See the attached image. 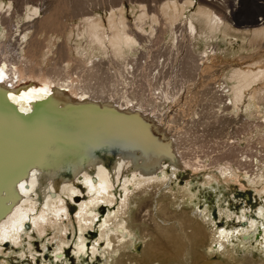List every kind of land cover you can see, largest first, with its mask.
<instances>
[{
	"label": "bare ground",
	"instance_id": "6f19581e",
	"mask_svg": "<svg viewBox=\"0 0 264 264\" xmlns=\"http://www.w3.org/2000/svg\"><path fill=\"white\" fill-rule=\"evenodd\" d=\"M207 2L216 0L204 1L188 17H184V12L194 7L192 0L182 4L172 0L163 5L162 12L172 32V68L168 83L157 82L160 93L152 94L156 98L143 100L136 97L138 85L133 84L132 75L137 70L132 61L127 60L121 70L115 71L121 81L116 82L117 87L124 86L118 89L115 84L109 95H104L107 89L99 94L92 91V85L93 88L85 87L82 73L57 79L45 75L43 68L39 73L32 72L22 50L30 27L22 25L40 20L41 8L28 5L20 13L12 2L0 1V254L2 247H20L24 237L33 239L31 231L42 238L50 230L53 239H59L56 260L64 257V239L70 230L75 234L73 255L91 261L99 256L102 264H125V257L137 264H208L200 252L205 247V229L210 231V254L223 255L236 241L264 249L262 154H255L254 158L245 151L249 159L244 156L236 162L224 157L207 164L192 151L193 136L205 123L188 99L193 96L187 93L192 75L181 77L177 72L186 65L195 72L201 71L204 62L216 57L217 52L211 47H205L190 64L184 62L182 55V48L188 45L196 50L199 39H215L224 25ZM218 2L221 5L224 0ZM117 10L118 14L114 9L108 11L105 23L100 15L90 13L92 16L71 26V34L85 41H77L79 45L74 46L83 64L94 66L101 63L100 58L108 57L124 62L126 52L132 53L141 46L136 31L129 32L122 9ZM13 15L22 18L17 17L16 29L8 34L6 21ZM147 16L145 9L140 12L134 22L136 30L146 33ZM154 19L150 17L151 22ZM181 31L184 39L178 43ZM252 39L263 40L264 27L253 30ZM11 47H17L14 53ZM257 64H252L255 71H232L227 79L230 85L220 83L213 99L234 114L243 112L255 117L264 101V86L256 94L251 92L264 81V69ZM179 83L184 85L174 87ZM18 111L26 117H20ZM255 124L264 131V123ZM247 163H255L254 173L246 170ZM185 170L204 178L197 184L196 192L212 191L215 186L227 189L233 183L243 185L241 190L250 193L235 195L248 204H241L237 213L228 206H218L217 222L206 207L186 211L187 205L179 197L171 198L175 188L172 184L178 183V174ZM191 184H176V192L190 191ZM189 195L190 202L196 198V193ZM40 196L45 201L42 207ZM134 198L139 200L136 212L130 211ZM249 198L258 203L250 206ZM67 199L81 202L73 217L69 216L72 206ZM100 207H105V215ZM193 210L196 212L190 217ZM222 221L223 227H218ZM137 231L139 238L135 237ZM85 232L98 233L90 246ZM133 238L145 241L139 260L125 254L133 246ZM24 255L23 251L19 254Z\"/></svg>",
	"mask_w": 264,
	"mask_h": 264
},
{
	"label": "rangeland",
	"instance_id": "374dc122",
	"mask_svg": "<svg viewBox=\"0 0 264 264\" xmlns=\"http://www.w3.org/2000/svg\"><path fill=\"white\" fill-rule=\"evenodd\" d=\"M0 1L12 2L18 12H23V9L28 5L41 8L40 20L35 23H30L29 25H22L30 27V29H27L29 30L30 35L27 38L26 46L24 45L22 50L24 51L23 56L27 62H29L28 66L34 73H39L40 69L43 68L45 75L57 79L70 78L69 76L71 74H73L74 77L75 73H79L81 76L82 73L81 80L85 87L89 85L87 87L90 88L92 85L95 88L92 91L99 94H104L107 89L104 95H109L114 91L113 89H120L124 86L121 84L122 86L118 85L117 87V83L119 84L121 81L120 77H117L115 71L121 70V67H124L128 60V63L130 61L134 63V68L137 70L132 75V82L134 85H138V92L136 94L138 99L146 100L156 98L153 97L152 94L160 93V90L157 87V82L164 81L165 84L168 83L170 76L169 73L172 68L170 56L171 48L169 47L172 40V32L167 27L169 23L163 15L162 8L164 7L163 5L169 4L172 0ZM175 1L178 4L185 2V0ZM192 1L194 7L187 9L184 12V17H188L191 12L196 11L199 5H202L206 0ZM207 3L213 5L208 8L213 11L222 22H224V25L215 35V39L206 41L204 39H199V44L195 46L196 50H194L191 45H188L187 47L182 48V55H184V62L190 64L192 58L195 56L194 60H196V57L200 56V52L205 47L207 50L211 47L217 52L216 57L204 62L201 66L203 68L201 71L195 72V69L192 66L188 68L186 65L185 67L187 68L181 69L180 66L177 72L181 77L192 75L193 78L189 79V89L191 92L188 90L187 93H192L193 96L188 99L194 105V108L196 109L195 112L199 114L205 123V126H200L195 136H193L192 145L194 148L192 151L195 153L196 157L204 160L207 164L224 157L238 162L242 160L244 156H247L245 151L252 156L254 155V158L256 157L255 154H262L261 157H264L263 127L259 125L257 127L255 126V123H264V120L261 119V117H264V101H261L259 105L260 109L257 110L259 111L257 115L252 117L247 114L244 115L243 112L234 114L230 109L221 107L219 101L216 99L214 100L212 97L213 93L218 90L217 86L220 83L225 82L230 85L227 79L232 71L237 69H241L242 71L248 69L255 71L256 69L252 67V64L254 63H258V68L264 69V39H252L253 30H258L261 29V27H264V0H224L221 5L218 0H216V2ZM117 8L122 9L121 12L129 26V32L133 30L136 31L134 34H136V38L139 39L141 46L139 45V47H137L132 53L126 52V60H124V62L117 58L112 59L114 57H108L105 58L107 60L100 58L99 60L101 63L94 66L89 67L83 64L78 57L79 55L75 53L74 46L79 45V43L82 42L85 43V41L84 39L76 38L74 34H71V28L73 25L79 23L81 18L92 16L89 15L90 13H93V15H100L102 21L105 23L108 17V11L110 12V10L114 9L118 14ZM144 9L148 15L144 22L146 33H142L134 27L135 19ZM15 16L13 15V17H9L6 21L8 22L6 24L7 29L9 30L8 34H11V31L16 29V22L18 21L17 17L22 18L19 15ZM152 16H154L155 22H151L150 17ZM175 28H177V26ZM74 29L75 28H73V30ZM201 32H203V29H201ZM180 38L184 39L182 31L178 35V43H180ZM77 41L79 43H77ZM15 48L11 47L13 53L14 50H16ZM84 67H87V69ZM183 85L184 84L179 83L174 85V87ZM263 86L264 81L254 87V90L251 92L256 94L257 90ZM108 87H110V89ZM166 90H168L167 87ZM257 119H259L258 122ZM206 122H209L208 126ZM247 157L248 159L250 158L249 156ZM223 164L227 163L222 162V165ZM251 166V164L247 163L246 170H250L254 173L256 170L255 163L252 168H250ZM182 170H184V168ZM188 171L189 172H186L185 170V172L178 174V183L172 184V186L175 187L173 190L174 196H171V198L176 196L179 197L181 202H184L187 205L186 211L197 207H200L202 210L206 207L209 209L211 215H213L212 217L215 219V222H217L218 210L220 209L218 206H223L225 208L228 206L233 213H237L241 208V204H248L242 197H236L235 195L238 193V195H240V193H250L249 191L243 192L241 190L243 185L238 183H233L227 189H217L215 186V190L212 191L209 189H201L199 192H196L198 187L197 184L204 182V178H202L201 175L195 177V174L190 170ZM175 173L177 174V171ZM110 177H112V175ZM191 181L193 183L195 181L198 183L191 184ZM176 184H180L179 187H185V185L191 184L190 191L182 189L178 193L176 192ZM114 186L115 189H118L117 183H115ZM170 186L171 183L166 185L164 191L169 189ZM119 192L120 189L118 194ZM189 192L196 193V198L191 202L187 199L188 196H190ZM40 197L41 199L39 200L41 203L39 202V207H42L45 201L42 196ZM66 202L70 203L72 206L68 213L70 217H73L78 204L81 202L77 203L75 208L69 200ZM133 202L134 204L130 208V211L136 212L139 200L136 198ZM257 203L258 200L257 202H254L253 199H250V206L251 204ZM100 209L103 210L102 215H105V207H100ZM176 210H178V207ZM194 212L196 211L193 210L191 212L190 217L194 216ZM222 223L224 222L222 221L218 227H223ZM73 225L76 229V225ZM25 229L28 230V227L26 226ZM204 232L207 234L205 236L204 233L206 240L204 243L205 247L200 249V252L205 254L204 262H207L208 264H264V249H262L261 246L259 248L256 245H241L238 241L229 245L227 247V252L225 251L223 255L210 254V248L208 247V245H210V231L209 229H205ZM72 233L73 232L70 230L66 234L67 238L64 239V242L67 244L64 246L65 254L64 257L61 255L62 258L59 260L54 258V253H56L55 248L57 244L59 245V239L57 237L53 239L51 230L42 238H40L36 232L34 233V231H31L30 235L33 239L24 237V242L20 247L12 245H9V247L8 245L7 247H2L3 255L0 254V264L6 260L9 264H91V262L92 264H102L103 258L99 256H96V258L91 261V258H77L73 255V240L75 234ZM93 233L88 234L85 232V235L89 239L87 242L89 246L92 244L94 239L93 236H97L98 234L97 232L96 235ZM139 233L140 232L137 231L135 237L139 238ZM133 242V246H131L125 254H131L139 260L143 252L145 241H138L133 238ZM29 244H32L31 248H29ZM21 251L25 253L24 256H19ZM124 260L125 264H137V262L127 259V257H125ZM157 262L159 264H164L162 261Z\"/></svg>",
	"mask_w": 264,
	"mask_h": 264
},
{
	"label": "water",
	"instance_id": "95a60500",
	"mask_svg": "<svg viewBox=\"0 0 264 264\" xmlns=\"http://www.w3.org/2000/svg\"><path fill=\"white\" fill-rule=\"evenodd\" d=\"M18 115H19L20 117H23V118L26 117L25 113H22V112H20V111H18Z\"/></svg>",
	"mask_w": 264,
	"mask_h": 264
},
{
	"label": "flooded vegetation",
	"instance_id": "af4514ba",
	"mask_svg": "<svg viewBox=\"0 0 264 264\" xmlns=\"http://www.w3.org/2000/svg\"><path fill=\"white\" fill-rule=\"evenodd\" d=\"M109 169V168H108ZM110 172V171H109ZM92 174V173H91ZM111 175V174H110ZM39 202H40V200H39ZM41 203V202H40Z\"/></svg>",
	"mask_w": 264,
	"mask_h": 264
}]
</instances>
